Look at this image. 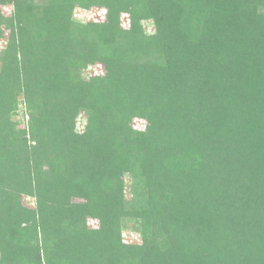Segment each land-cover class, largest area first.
<instances>
[{
	"label": "trees",
	"instance_id": "obj_1",
	"mask_svg": "<svg viewBox=\"0 0 264 264\" xmlns=\"http://www.w3.org/2000/svg\"><path fill=\"white\" fill-rule=\"evenodd\" d=\"M0 39V264H264V0H0Z\"/></svg>",
	"mask_w": 264,
	"mask_h": 264
},
{
	"label": "rangeland",
	"instance_id": "obj_2",
	"mask_svg": "<svg viewBox=\"0 0 264 264\" xmlns=\"http://www.w3.org/2000/svg\"><path fill=\"white\" fill-rule=\"evenodd\" d=\"M24 1L27 3V5L31 4L33 1H34V3L39 2V0H24ZM40 1H42V0H40ZM1 9H2L3 15L6 17H9L12 13V7H10V6H5V7H2ZM104 15H105V12L99 8H95L92 10H86V9L78 8L73 13V19L77 22H88V21L93 22L95 20H98V21L103 20ZM121 20H122V23L124 25H126L129 23L128 22L129 16L123 15ZM146 29L150 32L153 30L152 27H146ZM0 41H1V39H0ZM2 45H3V42L0 43V47ZM98 70L99 69H91L90 68V69H88L87 73L91 76V73L92 74L98 73ZM134 125L136 128V131L139 132V131H143L146 129L147 122L143 119H136L134 121ZM23 126H24V124H23ZM83 126H84V122H83V120H80L79 121L80 129H82L81 127H83ZM131 196L133 197V195L130 194L129 186H128V189L126 192V197L128 198V200H130ZM33 201H34L33 199L27 198L26 203H28L29 205H33ZM135 207L139 211L142 208L145 209L146 204L142 200H140L135 204ZM140 212H141V210L139 211V214H140ZM141 221L142 220L138 217H136L134 219L131 218V219L125 221V224L123 226V234H124L125 241L130 242V243L140 244L142 242V239L146 238V236L144 237V235H143L144 231H146L147 235H149V239L152 241V238H154V234H155V231H153L154 229L152 227L144 229L145 224L142 223ZM98 225L99 224L97 221H93V223H91L92 228H97ZM140 226H142V227H140Z\"/></svg>",
	"mask_w": 264,
	"mask_h": 264
}]
</instances>
